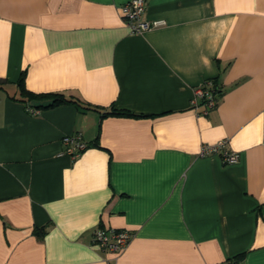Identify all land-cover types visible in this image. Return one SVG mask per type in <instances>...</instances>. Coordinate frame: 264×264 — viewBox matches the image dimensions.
<instances>
[{
    "label": "crops",
    "instance_id": "obj_1",
    "mask_svg": "<svg viewBox=\"0 0 264 264\" xmlns=\"http://www.w3.org/2000/svg\"><path fill=\"white\" fill-rule=\"evenodd\" d=\"M127 1L0 0V264H264V0H146L143 34Z\"/></svg>",
    "mask_w": 264,
    "mask_h": 264
},
{
    "label": "built area",
    "instance_id": "obj_2",
    "mask_svg": "<svg viewBox=\"0 0 264 264\" xmlns=\"http://www.w3.org/2000/svg\"><path fill=\"white\" fill-rule=\"evenodd\" d=\"M146 0H129L120 7L121 15L132 33L143 34L145 31L163 23L160 20H148L144 18L146 12ZM204 105V113L215 107L218 101L214 82L211 79L204 81L195 91L193 104L198 105L200 101ZM35 112V111H34ZM65 144V153L77 156L88 147V142L83 139L82 133L66 134L62 137ZM225 140L216 144H204L201 155H209L221 152ZM222 157L225 163H235L239 159L237 152L223 151ZM133 232L127 228H115L98 226L93 230L92 242L102 250L119 254L123 252L133 238Z\"/></svg>",
    "mask_w": 264,
    "mask_h": 264
},
{
    "label": "trees",
    "instance_id": "obj_3",
    "mask_svg": "<svg viewBox=\"0 0 264 264\" xmlns=\"http://www.w3.org/2000/svg\"><path fill=\"white\" fill-rule=\"evenodd\" d=\"M23 81H24V78L21 77V79L19 80V85L21 86V96H23V97L29 96V95L36 96L32 92H30V91H28L26 89ZM215 89H216V92L218 93V91H219V90H217L218 88L215 87ZM37 96L42 98V99H47L48 100V102H46L43 105L44 107H53V106H56V105H59V104H62V103H69V102L81 105L79 103V101H77L76 99H73L72 97H67L63 93H58V92H55V93H53V92H51V93H41L40 95H37ZM29 99L28 98L27 99L26 98H22V100H24V101H28ZM85 107L89 108L90 106L86 105ZM115 112L118 113V114H126V112H124V111H115Z\"/></svg>",
    "mask_w": 264,
    "mask_h": 264
}]
</instances>
